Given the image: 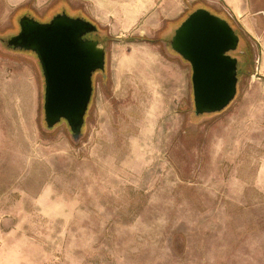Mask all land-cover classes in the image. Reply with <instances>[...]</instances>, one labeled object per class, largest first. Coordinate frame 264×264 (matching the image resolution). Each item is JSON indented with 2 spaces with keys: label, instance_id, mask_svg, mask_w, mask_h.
I'll return each instance as SVG.
<instances>
[{
  "label": "rangeland",
  "instance_id": "rangeland-1",
  "mask_svg": "<svg viewBox=\"0 0 264 264\" xmlns=\"http://www.w3.org/2000/svg\"><path fill=\"white\" fill-rule=\"evenodd\" d=\"M197 8L239 37L235 96L201 115L170 46ZM61 12L105 52L77 140L6 44ZM0 264H264V0H0Z\"/></svg>",
  "mask_w": 264,
  "mask_h": 264
},
{
  "label": "water",
  "instance_id": "water-1",
  "mask_svg": "<svg viewBox=\"0 0 264 264\" xmlns=\"http://www.w3.org/2000/svg\"><path fill=\"white\" fill-rule=\"evenodd\" d=\"M19 31L6 40L13 49L35 53L44 81L43 116L46 128L64 120L73 140L79 139L92 93V74L104 69V47L87 35L92 22L57 13L40 22L28 15ZM239 37L222 17L197 8L175 29L170 46L191 67L194 114L221 111L236 93Z\"/></svg>",
  "mask_w": 264,
  "mask_h": 264
},
{
  "label": "crops",
  "instance_id": "crops-1",
  "mask_svg": "<svg viewBox=\"0 0 264 264\" xmlns=\"http://www.w3.org/2000/svg\"><path fill=\"white\" fill-rule=\"evenodd\" d=\"M234 12H236V15L239 16V10H238V6L237 4H235V6L233 7Z\"/></svg>",
  "mask_w": 264,
  "mask_h": 264
}]
</instances>
